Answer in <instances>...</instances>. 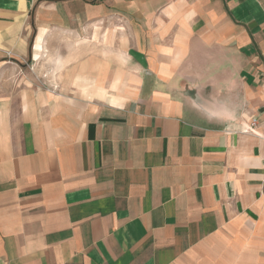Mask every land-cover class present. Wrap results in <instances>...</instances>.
I'll return each mask as SVG.
<instances>
[{
    "label": "crops",
    "instance_id": "crops-1",
    "mask_svg": "<svg viewBox=\"0 0 264 264\" xmlns=\"http://www.w3.org/2000/svg\"><path fill=\"white\" fill-rule=\"evenodd\" d=\"M0 264H264V0H0Z\"/></svg>",
    "mask_w": 264,
    "mask_h": 264
},
{
    "label": "built area",
    "instance_id": "built-area-1",
    "mask_svg": "<svg viewBox=\"0 0 264 264\" xmlns=\"http://www.w3.org/2000/svg\"><path fill=\"white\" fill-rule=\"evenodd\" d=\"M257 127V120L253 119L249 125L248 130L249 131H253V129H255Z\"/></svg>",
    "mask_w": 264,
    "mask_h": 264
},
{
    "label": "rangeland",
    "instance_id": "rangeland-1",
    "mask_svg": "<svg viewBox=\"0 0 264 264\" xmlns=\"http://www.w3.org/2000/svg\"><path fill=\"white\" fill-rule=\"evenodd\" d=\"M49 50V49H48ZM47 49L44 51V52H47L48 51ZM48 60H46V62H47ZM48 63V62H47ZM25 66L26 67H28V66H30V67H32L33 65L30 63V61H27L26 63H25ZM46 66H48V64L46 65Z\"/></svg>",
    "mask_w": 264,
    "mask_h": 264
}]
</instances>
